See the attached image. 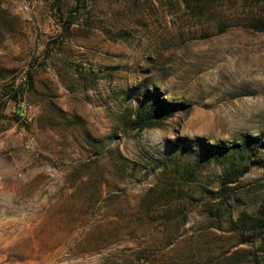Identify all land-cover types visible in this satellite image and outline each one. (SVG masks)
Segmentation results:
<instances>
[{
  "label": "rangeland",
  "instance_id": "374dc122",
  "mask_svg": "<svg viewBox=\"0 0 264 264\" xmlns=\"http://www.w3.org/2000/svg\"><path fill=\"white\" fill-rule=\"evenodd\" d=\"M30 71L23 118L1 101L0 264H264L238 219L264 204L263 2L0 0V95ZM155 90L190 107L132 129Z\"/></svg>",
  "mask_w": 264,
  "mask_h": 264
},
{
  "label": "trees",
  "instance_id": "16d2710c",
  "mask_svg": "<svg viewBox=\"0 0 264 264\" xmlns=\"http://www.w3.org/2000/svg\"><path fill=\"white\" fill-rule=\"evenodd\" d=\"M190 1V0H187ZM264 3V0H257ZM71 21H66L63 23L64 30L69 29ZM33 75L30 72L24 76V81H22L19 86L16 88L14 87V84H4L2 86V95H0V132L5 131L8 129V125L6 122L8 121L6 114L7 105L6 103L2 104V99L7 100H15L17 104L14 105L15 110H12V118L16 121H20L23 118V112L25 111L22 108V104L20 103V99L16 96L18 93H25V91L28 89L27 87L30 85H33ZM148 98L145 102H143L133 113V118L130 121L131 128L137 131H142L144 129L159 127L162 124L166 122L173 114L177 111L187 110L190 105L183 103V102H172L167 99H163L160 97L157 90L151 92L148 94ZM245 138H251L250 136H245ZM244 141H247L246 139ZM258 144V143H256ZM243 145L241 143H233L229 145L225 144H217L214 145V147H217L219 149L223 150H235V151H241L243 149ZM240 149V150H239ZM244 150H247L244 148ZM248 164V163H247ZM247 166V165H246ZM244 172V171H243ZM240 172L239 174H236L234 170H231L227 173H225L221 180H220V192L222 195H224L222 199V203H234L231 201V198L229 197L226 199L227 192L231 187V183H234L239 179V176L243 173ZM237 200V199H235ZM239 221L244 223L245 225H248L247 231L250 232V234H261L264 232V204L261 206L260 209H258L255 212H247L243 211L241 213V216L238 217ZM236 224H238V221H235Z\"/></svg>",
  "mask_w": 264,
  "mask_h": 264
},
{
  "label": "built area",
  "instance_id": "2783aa9c",
  "mask_svg": "<svg viewBox=\"0 0 264 264\" xmlns=\"http://www.w3.org/2000/svg\"><path fill=\"white\" fill-rule=\"evenodd\" d=\"M28 107H29L28 105L22 104V108H23L24 110H26Z\"/></svg>",
  "mask_w": 264,
  "mask_h": 264
},
{
  "label": "water",
  "instance_id": "95a60500",
  "mask_svg": "<svg viewBox=\"0 0 264 264\" xmlns=\"http://www.w3.org/2000/svg\"><path fill=\"white\" fill-rule=\"evenodd\" d=\"M16 96L19 97V93L18 92H17Z\"/></svg>",
  "mask_w": 264,
  "mask_h": 264
}]
</instances>
